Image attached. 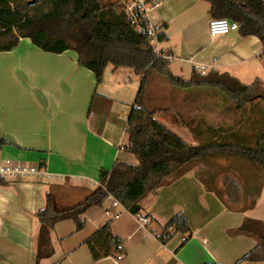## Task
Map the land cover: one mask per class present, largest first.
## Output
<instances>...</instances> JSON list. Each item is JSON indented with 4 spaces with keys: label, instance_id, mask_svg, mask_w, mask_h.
Instances as JSON below:
<instances>
[{
    "label": "crops",
    "instance_id": "0c3cea01",
    "mask_svg": "<svg viewBox=\"0 0 264 264\" xmlns=\"http://www.w3.org/2000/svg\"><path fill=\"white\" fill-rule=\"evenodd\" d=\"M152 1L153 22L166 37L157 48L171 56L172 75L187 80L192 72L216 71L264 87V58L256 38L238 32L210 36V6L202 0ZM139 82L132 70L109 65L97 84L94 74L77 64L75 52L47 53L28 38L0 52V139L6 142L0 160L47 174L0 178V264H35L36 213L44 208L46 193L57 209L72 207L96 189L101 169L109 170L116 160L136 164L124 147ZM157 119L169 131L179 126ZM188 133L189 145H197ZM258 192L252 208L230 211L190 170L145 197L137 215L114 208L108 199L84 214L81 231L72 220L55 224L51 254L38 264H264V249L255 251L254 238L228 234L245 219L264 225V180ZM179 213L187 218L191 236L179 233L160 243L161 227ZM107 220L125 255L94 262L84 242ZM251 253L253 260L239 262Z\"/></svg>",
    "mask_w": 264,
    "mask_h": 264
},
{
    "label": "trees",
    "instance_id": "16d2710c",
    "mask_svg": "<svg viewBox=\"0 0 264 264\" xmlns=\"http://www.w3.org/2000/svg\"><path fill=\"white\" fill-rule=\"evenodd\" d=\"M202 1L209 4L211 19H228L237 24L236 32L241 37L256 38L264 58V0ZM22 38H28L35 47L47 53L75 52L77 64L91 71L97 84L109 65L113 70H132L140 77L126 120L128 140L124 147L125 152L134 156L136 164L116 160L109 170L101 169L96 189L72 207L57 209L52 195L46 193L45 206L36 213L39 229L35 264L51 254L49 237L55 224L72 220L75 230L81 231L86 226L84 214L91 208H101L109 198L128 213L137 215L139 203L145 197L156 194L159 188L170 185L190 171L188 166L193 162L229 158L250 165L255 172L261 173L257 188L254 185L240 190L239 180L231 174L223 176L224 190H219L215 187V177L206 176L201 170L195 174L205 190L213 193L226 209L244 211L255 205L264 180V114L260 124L256 120L249 125L250 129H245L249 118L241 117L235 125L217 128L202 121L206 130L200 131L198 124L192 127L178 110L180 125L187 128L197 142L202 139L196 146L189 145L155 120L157 112L175 110V106L173 96L166 98L169 106L160 105L159 102L166 103L167 100L154 98L151 83L161 77L177 91L216 90L235 112L245 115L259 106L264 107V87L259 81L242 84L229 74L216 71L204 76L192 72L187 80L172 75L168 62L162 58L164 53L159 50L157 55L151 44V34L142 14L135 12L134 18H130L118 2L0 0V52L11 51ZM155 39L161 43L166 37L159 31ZM4 144L6 142L0 139V146ZM243 199L248 201L247 205ZM239 202L242 205L234 208ZM179 233L188 235L186 239L191 236L187 218L182 213L161 227L157 239L165 244ZM228 234L252 237L257 242L255 251L264 249V225L259 221L245 219ZM84 245L94 262L125 255L123 242L112 234L111 220L95 230ZM253 253L239 262L253 260Z\"/></svg>",
    "mask_w": 264,
    "mask_h": 264
},
{
    "label": "rangeland",
    "instance_id": "374dc122",
    "mask_svg": "<svg viewBox=\"0 0 264 264\" xmlns=\"http://www.w3.org/2000/svg\"><path fill=\"white\" fill-rule=\"evenodd\" d=\"M100 1L102 3H105L110 0ZM118 3L124 6L129 3V0H126L124 3ZM199 75L204 76L201 74ZM151 85L152 90L154 91V98L158 99L159 101H162L163 98L166 99L170 98V96H173V104L175 106V110L171 109L169 111L157 112L155 120L159 122V119L157 118H160L161 120H165L170 124L179 125L175 126L171 132L178 135V137L181 138L187 144L190 143L191 137L188 131L182 126H180L181 123L179 122V116L176 112L178 110L179 113H181V115L184 116V118L192 125V127L198 124L200 131L206 130V126L203 125L202 121H204L207 125L217 128L220 126L225 127L228 125H235L241 117H245L244 120L247 117L249 118L245 125V129H250L249 125L254 123V121L258 120L260 124L262 118L261 116L262 114H264L263 106H259V108H256L251 114L247 112L245 113V115H242V113L235 112L232 109L231 104L223 97V95L213 89H202L199 90V92L196 90H193L191 92L177 91L173 90L168 85V83L161 77H156L154 80H152ZM159 103L162 106H169L168 100L166 103ZM256 129L257 128L255 124V130ZM201 140L198 143H202ZM188 168L190 170H193L194 172L201 170L206 174V176L212 178L215 177V187L219 190H224L222 182V178L224 175L235 174L234 177L239 180L240 190L244 187L247 188L248 186L253 188L254 185L257 188V185L259 183V176H261V173L255 172L253 168L247 163H243L229 158H217L208 159L200 162H193L188 166ZM241 205L242 203L239 202L237 206L233 207L239 208Z\"/></svg>",
    "mask_w": 264,
    "mask_h": 264
},
{
    "label": "built area",
    "instance_id": "2783aa9c",
    "mask_svg": "<svg viewBox=\"0 0 264 264\" xmlns=\"http://www.w3.org/2000/svg\"><path fill=\"white\" fill-rule=\"evenodd\" d=\"M126 0H120L119 2H125ZM156 7V3L152 0H129V3L124 5V9L126 14L130 18H134L135 12L142 14L143 18L146 21V28L148 32L151 34V44L154 47L156 54L158 55L159 49L157 48L158 42H156L155 36L160 31L158 29L160 27L154 24V10ZM238 30V26L235 22H232L228 19H211L208 23V32L210 36H222L226 35L230 32H236ZM162 58L165 59L167 62L171 61V56L163 54ZM201 75L204 72H200ZM30 175H47L44 171L38 170L37 168L33 167H25L18 164H13L10 160L3 159L0 160V178L4 180L14 179L18 177H25ZM111 201V205L116 208L120 207L118 202L109 198ZM140 224H147L146 219H139ZM122 255H118L116 260H120Z\"/></svg>",
    "mask_w": 264,
    "mask_h": 264
}]
</instances>
